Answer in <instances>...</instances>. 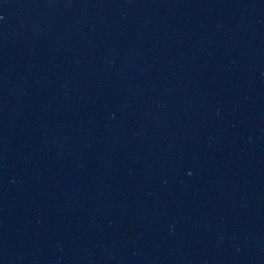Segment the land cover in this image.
Wrapping results in <instances>:
<instances>
[{
    "label": "water",
    "instance_id": "obj_1",
    "mask_svg": "<svg viewBox=\"0 0 264 264\" xmlns=\"http://www.w3.org/2000/svg\"><path fill=\"white\" fill-rule=\"evenodd\" d=\"M228 98L215 264H264V0H228Z\"/></svg>",
    "mask_w": 264,
    "mask_h": 264
}]
</instances>
